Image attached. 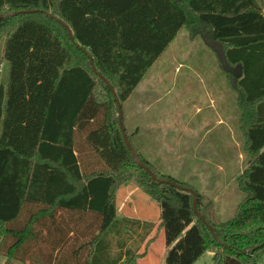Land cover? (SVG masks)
Masks as SVG:
<instances>
[{
    "label": "trees",
    "instance_id": "1",
    "mask_svg": "<svg viewBox=\"0 0 264 264\" xmlns=\"http://www.w3.org/2000/svg\"><path fill=\"white\" fill-rule=\"evenodd\" d=\"M12 12L19 14L0 19V65H7L0 73V255L29 264H130L146 256L162 231L163 264H194L206 252L213 253V264H259L264 256L259 0H0V15ZM182 29L191 37L202 35L221 53L222 74L235 96L246 164L235 179L242 198L233 216L210 223L192 185L160 175L132 148L156 178L196 193L197 211L213 234L197 220L190 193L153 182L133 162L113 96L100 79L122 108ZM80 134L97 159L96 169H82ZM125 185L158 206L157 222L117 219L116 195Z\"/></svg>",
    "mask_w": 264,
    "mask_h": 264
},
{
    "label": "rangeland",
    "instance_id": "2",
    "mask_svg": "<svg viewBox=\"0 0 264 264\" xmlns=\"http://www.w3.org/2000/svg\"><path fill=\"white\" fill-rule=\"evenodd\" d=\"M259 3L264 14V0ZM221 58L202 35L191 37L182 29L121 108L132 147L160 175L192 185L200 197L201 214L213 224L233 216L242 198L235 179L246 164L239 112L222 74ZM6 69V64L0 65V73ZM76 142L84 152L80 157L85 156L82 169L98 168L84 134L77 135ZM124 188L134 194L124 196L123 189L118 204L126 201L131 206L149 207L148 214L159 212L133 186ZM164 253L161 233L150 254L153 261L160 258L163 264ZM0 264L22 263L0 255Z\"/></svg>",
    "mask_w": 264,
    "mask_h": 264
},
{
    "label": "crops",
    "instance_id": "3",
    "mask_svg": "<svg viewBox=\"0 0 264 264\" xmlns=\"http://www.w3.org/2000/svg\"><path fill=\"white\" fill-rule=\"evenodd\" d=\"M81 155H83V154H81ZM240 158H241V156H240ZM124 187L125 186H122L118 190L117 195H116V216H117V219L128 218V219H133V220H136L139 222H154V223L157 222L159 214H160V209H159V212L154 210L148 214V211H150V210H149V207H147V206L146 207H143V206L139 207L138 205H137V207L135 205L131 206L126 201L120 202L118 204V198H119L120 193L123 189H124L123 191L125 192L123 194L124 196L126 195L127 197H130L134 194V192H131V190H129V188H124ZM223 193L225 194V191ZM148 216H151L152 218H154L156 220L155 221H148V219H147ZM161 233H163V232L159 231L158 236ZM154 234H155V231L152 233L151 237H153ZM153 243L149 246L147 253H146V256L144 258L139 259L137 261H134L130 264H161L160 258L158 260L156 259V261H153L151 258L152 254H150V253H151V247H152ZM141 251H142V249L140 250V252ZM163 255H165V253ZM212 259H213V253L212 252H206L194 264H212ZM22 264H29V263L25 262ZM259 264H264V256L260 259Z\"/></svg>",
    "mask_w": 264,
    "mask_h": 264
},
{
    "label": "water",
    "instance_id": "4",
    "mask_svg": "<svg viewBox=\"0 0 264 264\" xmlns=\"http://www.w3.org/2000/svg\"><path fill=\"white\" fill-rule=\"evenodd\" d=\"M21 13H26V12H21ZM16 14H19V13L12 12V13H9V14H1L0 15V19L7 18L9 16H15ZM48 18H52V17L50 15H48ZM59 24H61L62 26H64L61 22H59ZM64 28L66 29L67 36H68L70 42L73 43V38H72L71 32L68 30V28L66 26H64ZM89 60H90V65H91L92 72L95 75H98V73L96 72V70H95V68L93 66V63H92L91 58H89ZM100 79L105 82V84L108 87V90L110 91V93L113 96V100H114V103H115L116 108H117L119 130L121 132L122 139H123V142L125 144V147H126L127 151L129 152V154H130L133 162L139 168L143 169L150 176V178H151V180L153 182H156V183H159V184H164V185H167V186H171V187H174V188H176V189H178L180 191H185V192L190 193L192 195V209H193V212H194L197 220L201 221L208 228L209 232H211L213 234V228L210 227L207 224V222L204 220V218L202 217V215L200 213H198V211H197V208H196V204H197L196 193L192 189H188V188L181 187V186H179V185H177V184H175V183H173L171 181H168V180H161V179L156 178V176L152 173V171L146 165H144L142 162H140L138 160V158L136 156V153L133 150L130 142L128 141V139L126 137V134H125V131H124V128H123V124H122V111H121L120 103H119V101H118V99H117V97H116V95H115L112 87L108 85V83L104 80V78L100 77Z\"/></svg>",
    "mask_w": 264,
    "mask_h": 264
}]
</instances>
